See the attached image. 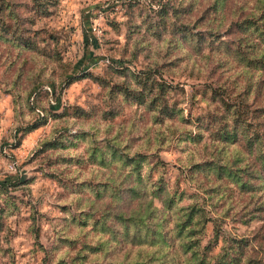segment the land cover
Here are the masks:
<instances>
[{"label": "rangeland", "instance_id": "374dc122", "mask_svg": "<svg viewBox=\"0 0 264 264\" xmlns=\"http://www.w3.org/2000/svg\"><path fill=\"white\" fill-rule=\"evenodd\" d=\"M256 1L225 0L214 10L212 0H53L50 12L30 25L36 29L27 34L35 50L0 41V184L8 183L0 188V245L8 247L0 249V264H55L58 259L73 264L79 250L97 252L84 264L104 263L101 251L86 245L96 247L104 238L88 230L90 220L115 205L161 208L168 194L175 206H201L226 234L249 236L245 250L252 260L263 259L264 210L254 209L256 195L231 182L223 197L210 198L203 191V173L189 163L211 157L217 145L208 133L196 144L179 139L182 128L193 130L184 117L206 114L220 101L210 96L211 87L234 96L258 78L244 75L237 61L206 45L214 38L216 46L218 36L233 42L240 32L236 22L255 11ZM26 8L20 11L29 13ZM182 22L188 30H180ZM195 32L205 40H197ZM115 65L153 71L158 80L176 85L170 96L180 107L177 114L160 119L120 94L110 96L94 76L122 83ZM69 75L75 79L65 85ZM260 87L247 96L253 106L264 105V83ZM69 105L87 112L51 114ZM41 111L46 122L25 132ZM259 127L264 129V122ZM54 138L61 145H43ZM236 147L241 143L225 149L233 153ZM134 185L140 196L124 198L122 191ZM157 186L162 188L158 196ZM244 209L248 216L241 217ZM89 213V225L82 227ZM213 228L208 220L199 234L202 246L211 240L212 254L222 244L221 237L213 239Z\"/></svg>", "mask_w": 264, "mask_h": 264}, {"label": "trees", "instance_id": "16d2710c", "mask_svg": "<svg viewBox=\"0 0 264 264\" xmlns=\"http://www.w3.org/2000/svg\"><path fill=\"white\" fill-rule=\"evenodd\" d=\"M224 2L225 0H212L211 3L214 10H219ZM22 5L27 7L29 13L20 11ZM50 5H53V0H0V41L18 49L35 50L36 43L30 40L27 34H35L36 29H32L30 25L37 15L42 16L50 12ZM209 10L212 11L213 8L210 6L207 12ZM187 25L180 24V30H188ZM236 27L240 32L233 42L218 36L216 46L213 44L214 38H210L206 45L211 44L213 48L221 49L218 52L223 53L227 60L231 58L237 61L242 69H245L242 71L244 75L257 73L258 78L245 84L241 92L234 96H230L221 88L211 87L210 96L220 101L206 114L193 118L184 117V121L193 126V130L191 127L182 128L179 139L196 144L200 143L204 133H208L211 141L217 145L218 151L212 152L211 157L189 163L192 170L203 173L204 185L207 186L203 191L210 198L217 195L223 197L225 187L232 182L242 193L250 197L255 194L254 209L264 210V129L259 127L264 122V105L253 106L247 100V96H250L252 91L260 90L264 83V0H257L255 11L250 10L242 15L241 21L236 22ZM193 34L197 40H205L198 32ZM217 34L218 32L214 36ZM112 70L120 76L123 75L122 83H110L104 76H94L100 85L108 88L110 96L120 94L126 100L143 105L160 119L171 118L177 114L180 107L176 106L175 100L170 96V91L176 85L164 79L158 80L153 71L132 72L127 66L120 65H115ZM74 79V76L69 75L64 78V84H69ZM86 112L82 106L69 105L65 106L61 113L51 114L60 116L73 113L81 116ZM41 113L39 118L25 125V132L46 122V115L42 111ZM238 142L241 143V149L236 147L237 152L230 153L225 149ZM43 145L56 147L61 145V142L54 138L44 141ZM122 153L119 152L121 157H129ZM16 184L12 182L11 185ZM6 185L7 182L1 183L0 188L5 190ZM161 189V186H157L156 195ZM122 194L124 198L127 196L129 199L140 196L135 185L126 191L123 190ZM122 194L119 193L120 199ZM162 203L161 208L149 203L144 208L134 207L130 210L125 206L115 205V209L105 210L97 218L90 220L91 226L88 230L104 233V238L97 240L99 245L96 247L86 244L92 250L101 251L105 262L98 264H264V257L260 261L252 260L245 250L250 243L249 236L226 234L215 218L207 216L205 210L195 202L175 206V198L168 194ZM248 211L244 209L238 214L246 217ZM2 213L3 209L0 208V231H4ZM92 214H86L82 227L89 225L87 221ZM208 220L214 221L213 239L221 237L222 240L219 250L213 254L210 253L213 247L211 240L202 246L199 238V234L205 231ZM257 233L256 230L254 238ZM6 248L8 249L0 245L1 250ZM123 249L125 252H121ZM115 250L117 252L114 253ZM79 251L80 254L76 253L72 257L73 264H84L89 254L97 253ZM130 251H134L133 256H128ZM61 262L62 259H58L55 264Z\"/></svg>", "mask_w": 264, "mask_h": 264}]
</instances>
